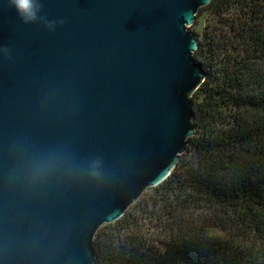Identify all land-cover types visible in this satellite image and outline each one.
Listing matches in <instances>:
<instances>
[{
  "label": "water",
  "instance_id": "water-1",
  "mask_svg": "<svg viewBox=\"0 0 264 264\" xmlns=\"http://www.w3.org/2000/svg\"><path fill=\"white\" fill-rule=\"evenodd\" d=\"M210 1L45 0L53 33L0 7V264H99L98 228L171 174L206 77L189 26ZM46 155L53 174L20 178Z\"/></svg>",
  "mask_w": 264,
  "mask_h": 264
},
{
  "label": "trees",
  "instance_id": "trees-1",
  "mask_svg": "<svg viewBox=\"0 0 264 264\" xmlns=\"http://www.w3.org/2000/svg\"><path fill=\"white\" fill-rule=\"evenodd\" d=\"M234 4L235 34L217 37L216 24L194 51L206 77L191 98L196 131L188 148L140 202L156 216L147 214L157 234L126 209L94 235L99 264H264V0L207 7L220 16Z\"/></svg>",
  "mask_w": 264,
  "mask_h": 264
},
{
  "label": "clouds",
  "instance_id": "clouds-1",
  "mask_svg": "<svg viewBox=\"0 0 264 264\" xmlns=\"http://www.w3.org/2000/svg\"><path fill=\"white\" fill-rule=\"evenodd\" d=\"M0 7L11 9L22 25H39L50 33L65 23L63 19H49L44 14L45 0H0ZM0 58L11 59V51L7 46L0 45ZM58 167L59 162L55 156H42L26 164L20 172V178L26 183L38 184L46 180ZM91 174L99 175L96 171Z\"/></svg>",
  "mask_w": 264,
  "mask_h": 264
},
{
  "label": "rangeland",
  "instance_id": "rangeland-1",
  "mask_svg": "<svg viewBox=\"0 0 264 264\" xmlns=\"http://www.w3.org/2000/svg\"><path fill=\"white\" fill-rule=\"evenodd\" d=\"M207 5L201 6L198 9V11L196 12L193 24L191 26H189V29L192 30L194 32V34L196 33L195 37H196L197 41L204 37V35H205L204 32H205L206 29L212 30L213 26H215L216 24H219V23L223 27H221L220 30H217V37L220 34L223 37L224 33L227 34V35H234L235 34V29L233 30L231 28V25H232L233 22H235L234 26H236V23H237L236 16H238L240 5L234 4L233 6H231L227 10H225L223 15H220V16H219L218 12L214 11V9L212 7L208 8ZM224 46H225V49L224 48L221 49V51H222L221 55H223L224 53L227 52L228 47H227V45H224ZM214 47H216V45ZM197 97L199 99H201L202 94H198ZM185 154H186V156L190 155L187 152H185ZM183 164H184V161H183V158H181L177 169H180ZM175 170H176V168H175ZM150 192L151 191L149 189H145L143 191L142 195L140 196V200L137 203H135L136 202L135 201L133 204H131L127 208V211L130 212V213L134 212V214L138 213L140 218L144 219L145 225H146L145 227H150L151 226L152 232H151V229H149V230H150V234L152 235V234H157V232L154 230L155 226L152 225V224L151 225L149 224V222H151V221H149L148 218L150 216V219L152 221H154V222H156L155 220H157V218H156V216L153 213L149 214V211H150L151 207H148V208L146 207L145 208V211L147 212V214L149 216L146 213H144L143 210L139 207L140 202H141V204H145L146 205V202L149 201ZM113 223L114 222L104 223L98 228V230H101V231L102 230H108V227H109L108 225L109 224H113ZM94 241H95V237H94Z\"/></svg>",
  "mask_w": 264,
  "mask_h": 264
}]
</instances>
